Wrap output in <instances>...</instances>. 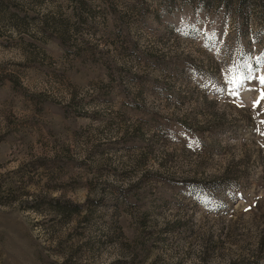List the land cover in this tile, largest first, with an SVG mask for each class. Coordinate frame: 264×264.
Wrapping results in <instances>:
<instances>
[{"label":"rangeland","instance_id":"374dc122","mask_svg":"<svg viewBox=\"0 0 264 264\" xmlns=\"http://www.w3.org/2000/svg\"><path fill=\"white\" fill-rule=\"evenodd\" d=\"M261 77L264 0H0V264H264Z\"/></svg>","mask_w":264,"mask_h":264},{"label":"snow or ice","instance_id":"6c2138e0","mask_svg":"<svg viewBox=\"0 0 264 264\" xmlns=\"http://www.w3.org/2000/svg\"><path fill=\"white\" fill-rule=\"evenodd\" d=\"M231 82H232L234 85L238 83V81H237L236 79H233ZM260 82H261V84H264V77H261V78H260ZM232 94H233V95H236L235 92H233ZM261 99H264V92L261 93ZM257 103H258V101H257L256 103H254L253 106L255 107ZM261 123H264V121H261ZM257 130L259 131V129H257ZM262 134H264V133H262Z\"/></svg>","mask_w":264,"mask_h":264},{"label":"trees","instance_id":"16d2710c","mask_svg":"<svg viewBox=\"0 0 264 264\" xmlns=\"http://www.w3.org/2000/svg\"><path fill=\"white\" fill-rule=\"evenodd\" d=\"M80 206L81 205H79V204L68 202L69 210H73V211L77 212L80 209Z\"/></svg>","mask_w":264,"mask_h":264}]
</instances>
